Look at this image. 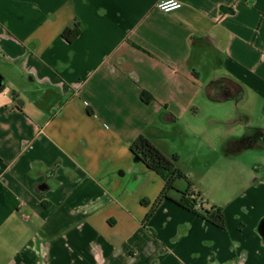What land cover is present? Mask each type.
Returning a JSON list of instances; mask_svg holds the SVG:
<instances>
[{
  "label": "crops",
  "instance_id": "0c3cea01",
  "mask_svg": "<svg viewBox=\"0 0 264 264\" xmlns=\"http://www.w3.org/2000/svg\"><path fill=\"white\" fill-rule=\"evenodd\" d=\"M160 1L0 0V264H264V179L221 229L129 150L203 97L264 117V0Z\"/></svg>",
  "mask_w": 264,
  "mask_h": 264
},
{
  "label": "rangeland",
  "instance_id": "374dc122",
  "mask_svg": "<svg viewBox=\"0 0 264 264\" xmlns=\"http://www.w3.org/2000/svg\"><path fill=\"white\" fill-rule=\"evenodd\" d=\"M254 99L250 96L245 106L229 98L203 97L196 114L170 123L159 121L168 154L177 157L176 165L201 192L205 206L225 205L255 178L264 179V146L229 156L223 152L225 138L236 139L244 132L245 124L239 121V116L245 114L244 107L251 111L246 125L264 129V117L257 106L254 108ZM175 185L183 189L186 182L181 179Z\"/></svg>",
  "mask_w": 264,
  "mask_h": 264
},
{
  "label": "trees",
  "instance_id": "16d2710c",
  "mask_svg": "<svg viewBox=\"0 0 264 264\" xmlns=\"http://www.w3.org/2000/svg\"><path fill=\"white\" fill-rule=\"evenodd\" d=\"M80 33L77 23L66 27L61 31V37L67 41H73ZM239 121L247 124L248 118L245 115L239 116ZM256 145L264 146V129L247 126L244 133L236 138H229L225 142L224 153L234 154L244 149L253 148ZM133 157L141 161L149 170L158 174L164 181V185L158 194L152 210L163 200L175 203L177 206L202 217L209 223L223 229L225 217L223 208L217 204L205 206L201 192L195 190L192 183L176 165L175 155L163 154L144 134H139L129 145ZM184 180L186 186L179 189L175 184L178 180ZM152 214V211L149 213Z\"/></svg>",
  "mask_w": 264,
  "mask_h": 264
},
{
  "label": "built area",
  "instance_id": "2783aa9c",
  "mask_svg": "<svg viewBox=\"0 0 264 264\" xmlns=\"http://www.w3.org/2000/svg\"><path fill=\"white\" fill-rule=\"evenodd\" d=\"M174 5H179L174 7ZM181 6V3L176 0H162L157 4V8L163 12H169L175 9H178Z\"/></svg>",
  "mask_w": 264,
  "mask_h": 264
},
{
  "label": "water",
  "instance_id": "95a60500",
  "mask_svg": "<svg viewBox=\"0 0 264 264\" xmlns=\"http://www.w3.org/2000/svg\"><path fill=\"white\" fill-rule=\"evenodd\" d=\"M259 227H260V233L264 239V219L261 220Z\"/></svg>",
  "mask_w": 264,
  "mask_h": 264
},
{
  "label": "clouds",
  "instance_id": "9594fccd",
  "mask_svg": "<svg viewBox=\"0 0 264 264\" xmlns=\"http://www.w3.org/2000/svg\"><path fill=\"white\" fill-rule=\"evenodd\" d=\"M179 5H174V7H178Z\"/></svg>",
  "mask_w": 264,
  "mask_h": 264
}]
</instances>
